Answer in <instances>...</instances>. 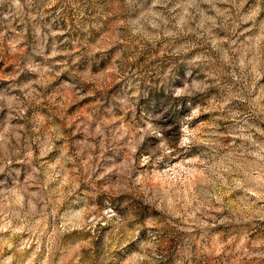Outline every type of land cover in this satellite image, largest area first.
<instances>
[{
  "label": "rangeland",
  "instance_id": "374dc122",
  "mask_svg": "<svg viewBox=\"0 0 264 264\" xmlns=\"http://www.w3.org/2000/svg\"><path fill=\"white\" fill-rule=\"evenodd\" d=\"M0 264H264V0H0Z\"/></svg>",
  "mask_w": 264,
  "mask_h": 264
}]
</instances>
